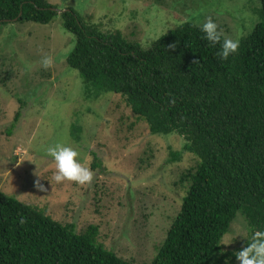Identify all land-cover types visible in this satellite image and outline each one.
<instances>
[{"label": "rangeland", "instance_id": "rangeland-1", "mask_svg": "<svg viewBox=\"0 0 264 264\" xmlns=\"http://www.w3.org/2000/svg\"><path fill=\"white\" fill-rule=\"evenodd\" d=\"M48 1L144 47L186 21L200 25L212 17L225 36L240 40L262 20L260 0ZM74 44L59 15L48 24H0V190L56 221L74 223L78 233L97 225L98 241L108 249L134 264H150L189 187L181 177L199 158L183 152L182 136L152 134L121 95L86 82L67 63ZM58 143L79 150L94 172L90 185L53 179L47 150ZM172 150L182 151L180 160H172ZM37 179L46 191L37 189ZM249 237L239 213L223 250L237 253Z\"/></svg>", "mask_w": 264, "mask_h": 264}, {"label": "trees", "instance_id": "trees-1", "mask_svg": "<svg viewBox=\"0 0 264 264\" xmlns=\"http://www.w3.org/2000/svg\"><path fill=\"white\" fill-rule=\"evenodd\" d=\"M260 1L262 20L239 40L237 53L221 60L220 45L203 39L194 21L144 47L120 30H102L73 8L60 12L48 0H0V24H48L61 16L75 36L68 65L101 92L121 95L152 134L182 136L183 152L199 158L181 177L189 187L150 264H234L236 253L224 251L222 241L239 213L249 225L248 243L254 230L264 231ZM19 116L20 111L15 121ZM171 154L177 161L182 151ZM21 202L0 190V264H134L98 241L97 225L78 233L74 223L63 224Z\"/></svg>", "mask_w": 264, "mask_h": 264}, {"label": "clouds", "instance_id": "clouds-1", "mask_svg": "<svg viewBox=\"0 0 264 264\" xmlns=\"http://www.w3.org/2000/svg\"><path fill=\"white\" fill-rule=\"evenodd\" d=\"M59 11L62 12L64 10ZM199 30L203 34L202 38L207 40L210 45H220L218 56L221 60H227L230 56L237 53L240 47L239 39H232L225 36L223 30L212 17H207L199 25ZM151 39H156V37H151ZM48 63L49 61H45L46 65ZM169 103L174 104L175 97L170 96ZM47 155L55 163L56 171L53 179L58 184L64 181H72L78 185H90L92 183L94 179L93 170H91L90 166H85L81 162L79 150L70 143H58L49 147ZM36 175L42 177L37 171ZM35 186L40 191H46L45 186L40 183L39 179H37ZM29 206L25 204V207ZM20 223H25L23 218L20 219ZM235 255L239 264H264V231L254 230L251 236V242L247 243V246Z\"/></svg>", "mask_w": 264, "mask_h": 264}]
</instances>
